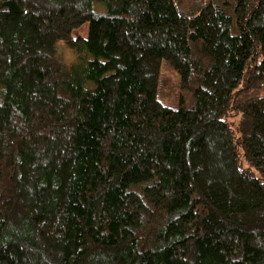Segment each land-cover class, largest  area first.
<instances>
[{
  "label": "trees",
  "instance_id": "obj_1",
  "mask_svg": "<svg viewBox=\"0 0 264 264\" xmlns=\"http://www.w3.org/2000/svg\"><path fill=\"white\" fill-rule=\"evenodd\" d=\"M0 264H264V0H1Z\"/></svg>",
  "mask_w": 264,
  "mask_h": 264
},
{
  "label": "rangeland",
  "instance_id": "obj_2",
  "mask_svg": "<svg viewBox=\"0 0 264 264\" xmlns=\"http://www.w3.org/2000/svg\"><path fill=\"white\" fill-rule=\"evenodd\" d=\"M88 28H89V25L88 24L85 25L83 28H81L80 30H78L77 32L73 34V38L74 39H77V38L86 39L88 37ZM59 53L62 56V58L68 63H71L73 61L72 53L65 47L64 44H60ZM228 122L231 125V127L234 129V131L238 132L240 118L234 117V118L228 119ZM242 164L245 170H251L255 175L258 176V173H256L255 170L251 168V166L245 161L244 158H242Z\"/></svg>",
  "mask_w": 264,
  "mask_h": 264
}]
</instances>
